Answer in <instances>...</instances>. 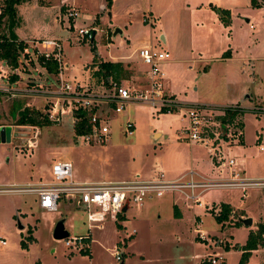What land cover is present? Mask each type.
<instances>
[{
	"label": "rangeland",
	"instance_id": "obj_1",
	"mask_svg": "<svg viewBox=\"0 0 264 264\" xmlns=\"http://www.w3.org/2000/svg\"><path fill=\"white\" fill-rule=\"evenodd\" d=\"M61 1L63 0L27 2L29 8H33L26 9L20 26L18 18L16 19L17 23L13 28L15 36L21 26L30 35L34 27L49 28L51 24H55L54 14ZM66 1L72 3V0ZM204 2L207 8L214 6L216 13L225 10L221 8L224 5H229L232 11H240L239 13H254L259 9L251 7L249 0ZM88 3V0H77L78 6H81L80 11L94 16L98 14V4L102 3L106 7L100 23L93 26L92 31H96L97 48L108 60L111 59L108 58L109 55L131 56L144 68L146 65L140 60L138 52L150 43L153 48L170 54L168 61L173 60L175 63L165 70L166 87L167 83H172V88L164 90L169 97L181 102L203 97L220 101L218 99L223 97L226 89V71L228 74L237 73L235 81L230 82L238 88L250 87V92L253 86L247 85L246 74L249 78H254L255 75V81L261 82L258 71L262 67L264 69V62L238 61L227 65L221 60L198 62L196 42L201 38L207 39L209 46L206 49L211 50L212 38L217 41V36L212 32L205 35L197 32L196 24L203 21L196 19L195 10L190 8L188 0H93L96 7H91L93 4L88 6ZM241 15L236 13L234 17H239L241 26L248 30L249 24L246 25L245 16ZM246 16L249 18L247 14ZM258 16L260 17L257 19L262 20V15ZM2 21L4 22V18ZM255 23L252 22L253 27L256 26ZM231 24L232 17L229 27ZM256 27L251 30L252 40L257 35ZM262 29L264 30V26ZM68 33V38H60L64 55L63 70L72 65L80 67L90 55V41L82 43L77 30L68 29ZM54 34V30L49 29L37 36L44 38ZM238 36L234 35L233 41L242 38ZM229 50L224 49L222 57L225 58L226 55H223ZM23 55L20 58L22 78H18L17 83L13 82L10 71L0 65V76L3 77L0 86L8 89H30L40 83L52 86L56 76L49 74L39 64L36 65L38 50L32 48L25 58ZM141 72L138 71L140 76ZM140 76L131 77L125 85L131 90L143 87L144 82ZM26 107L38 113L40 126L17 125L20 113ZM48 108L44 100L34 96L11 97L0 93V125L12 127L10 142L0 141L1 186L51 183V166L54 162L70 163L76 180L79 181L89 178L93 181H120L137 176L149 179L151 177L146 178V174H153L157 170V161L163 169H172L170 173L164 174L168 180H175L190 171L199 173L206 180L226 178L228 169L225 163L229 159H233L240 169L237 156L232 150L241 146L239 143L231 146L219 143L214 155H210L208 149L200 147L201 145L195 147L193 152L190 151L183 133L187 122L174 111L163 112L139 103L126 104L121 113L111 112L108 116V141L92 143L75 136L71 115H65L63 120L56 123L48 120L50 123L47 124L45 118L48 119ZM243 114L247 144L245 156L252 160L251 163L258 161L264 166V151H260L264 144L256 143L264 134V113L245 111ZM126 122L135 126L132 136L125 133ZM156 133L159 136L155 138ZM29 140L36 142V147L28 153L24 149H27ZM212 156L218 160L215 164ZM182 169L184 172L174 176ZM242 175L244 176L243 173ZM173 195L175 193L163 197L171 199ZM35 200L37 198L33 194H0V242L5 243H0V264H200L205 256L218 252L223 254L224 264H238L236 255H233L236 249L226 247L244 244L247 226H232L230 223L240 220L239 216L244 212H259L264 216V188H250L246 191L210 189L201 195V207L196 205L194 208H185L180 201L183 215L179 220L173 217L172 210H157V204L162 199L153 197L151 203H156L151 206L152 210L147 215L142 213L143 205L133 206L125 212L126 219L120 222L109 219L102 224L101 230H92L89 234L93 242L92 254L83 255L81 253L87 251V248L79 253L73 252L65 246V239L53 238V230L59 221H63L69 236L86 234L84 215L71 205L62 206L54 213L38 210L33 206ZM222 204H227L232 209L231 218L223 225L215 218L221 211ZM117 225H121V228ZM198 233L205 234L206 241L199 240ZM257 251L260 253H252L245 264H264V247H259ZM114 252L119 254L121 261H116Z\"/></svg>",
	"mask_w": 264,
	"mask_h": 264
},
{
	"label": "built area",
	"instance_id": "obj_2",
	"mask_svg": "<svg viewBox=\"0 0 264 264\" xmlns=\"http://www.w3.org/2000/svg\"><path fill=\"white\" fill-rule=\"evenodd\" d=\"M7 1L10 0L0 1V16L4 14ZM66 15L69 19H74L78 16V12L70 9ZM78 36L80 41L93 40L91 30L88 29H79ZM36 45H38L39 56L44 57L45 60H53L58 65V74L54 84L52 86L39 84L30 89H8L0 86V93L11 97L34 96L44 100L49 107L47 117L50 122H60L65 115H71L72 124L75 125L79 119L74 116V113L84 112L91 126V132L80 137L87 142L106 143L110 134L106 123L109 114L111 112L121 113L125 105L129 103L145 104L159 111L179 113L181 119L187 122L183 130L186 140L207 148L210 155L216 152L217 144L225 143L231 146L240 143L243 137V128L239 118L225 124L220 119L224 117L226 111L244 113L242 106L185 104L164 93L165 77L162 66L170 59V54L166 51H160L151 46L139 50V58L147 66L146 85L144 88L131 90L122 82L118 84L111 81L108 86L101 83L88 87L77 82L66 81L62 78L63 49L61 44L57 40L42 39ZM25 53H28L27 49L21 55ZM0 65L6 67L12 75L18 73V69L11 70L1 61ZM2 78L0 76L1 81ZM253 111L261 112L256 108H253ZM5 127L10 126L0 125V130ZM125 133L128 136L133 135L134 125L132 123L126 122ZM35 147L36 142L29 140L27 149L24 150L29 153ZM212 161L215 164L218 160L212 156ZM225 165L228 169V176L216 180H206L193 171L175 180H168L163 172L158 171L154 177L149 179H140L137 176L125 181L77 182L73 179L70 163L54 162L51 166L53 177L51 183H40L34 186L0 185V194H33L37 198L39 208L49 213L58 212L64 203L80 211L84 215L83 222L87 233L68 236L64 240L67 248L79 253L89 247L85 241L90 239V232L94 229L101 230L102 224L109 219L117 222L118 216L123 214L124 207L126 210L133 206L140 207L148 199L153 197L158 199L166 194L174 193L182 194L186 200L200 206V196L210 189L246 191L250 188H264V179L244 177L233 159H229ZM198 239L206 241L205 234L198 233ZM0 243L5 244L3 241ZM114 257L116 261L122 260L117 252H114ZM200 264H223V258L219 254H210L205 256Z\"/></svg>",
	"mask_w": 264,
	"mask_h": 264
},
{
	"label": "crops",
	"instance_id": "obj_3",
	"mask_svg": "<svg viewBox=\"0 0 264 264\" xmlns=\"http://www.w3.org/2000/svg\"><path fill=\"white\" fill-rule=\"evenodd\" d=\"M33 1L34 0H31V2H33ZM204 1L205 0H197V1L191 2L188 0L190 8L195 10L194 16L196 17V19H198L199 21H203L200 24H196V30L198 33H201L204 35L208 32H212L213 34L216 33L217 41L215 40V37H214L215 41H213V38L211 37L212 38L211 50L206 49V47L209 46V42L207 41V39L204 40L201 38V39H199V41L196 42L195 45L198 48L196 50L198 52V62L199 63H205L208 61L214 62L213 60H221L223 63H225L224 65L238 63V61H246V62L247 61H249V62H259L260 61V62H264V30L262 29V27L264 26L262 23V22H264V8L261 7L254 13L253 12H250V13L241 12L244 14V15H241V13H239L240 11H236V12H235V10L232 11V7H230L229 5H224L223 7H221L222 9L228 10L231 13L232 24L230 26L231 27V33H230V27H224L223 26V24L219 20V16H218L219 13H216V11L214 10V6L211 5L210 8H207L205 5L206 3ZM88 2H89L88 6H91V4H93V0H88ZM97 6H98L97 7L98 8V14H96L94 16L89 12L86 13V12L80 11L81 6H78L77 0H72V3L70 1L63 0V1H61L60 6L58 7L56 13L54 14V16L56 18L55 24H51V26H49V28H46L47 26H37L38 29H36L34 27L33 33H30V35H28L27 31L23 30L22 26H21L18 29L16 37L18 38L19 41L24 42L28 46L27 47L28 53L31 52L32 48H36L38 50V45H36V44L42 39L57 40L61 44L60 38H68V36H69L68 29L71 31L77 30V32L79 29L91 30V33L93 35V41L95 43L96 31H92V29H94L92 27L95 25H98L100 23L101 18H102V12H104L106 10L105 5L102 3L98 4ZM91 7H96V6H95V4H93ZM32 8L33 7L29 8L28 3L27 4L24 3V4L19 5L17 7L18 26H20V24L22 23L21 17H23L26 9L29 10ZM211 8H213V10H210ZM70 9L76 10L78 12V16L74 19L68 18L66 20L67 11ZM236 13L240 14L243 17L245 16L244 17L245 23H246V25L249 24L248 30H245L241 26V23L239 22V17H237V18L234 17V15ZM246 14L248 15L249 18H247ZM258 15H262L261 16L262 20L257 19L258 17H260ZM252 22L253 23L257 22V23H255V25L257 27L256 26L253 27ZM255 27L257 28V31H256L257 35H256L255 40H252L251 36H252L253 32H251V30H254ZM49 29H53L54 33H55L51 37L40 38L37 36V34L43 33L44 31H49ZM236 29H238V30L235 31ZM234 35L242 36V38H240V40L233 41ZM223 41H224V43H223ZM81 42L85 43L86 41H81ZM95 45L97 48L96 43H95ZM213 45H214V47H213ZM148 46L152 47L153 45H152V43H150V45H148ZM148 46H144V47H148ZM226 48H228L230 50L226 53L227 55L224 58V57H222L221 53ZM97 53H98L99 58L103 61L112 62V63H122L127 68V70L130 72L129 79L133 76H135V78H138L140 76L138 74V71H142L140 78L143 80L144 84H143V87H141V88L145 87L146 78H147L146 77V72H147L146 67L147 66L146 67L144 66V68H141L140 63L133 60L131 58V56L114 57L112 55H109L108 58H111V59L108 60L100 52V50L98 48H97ZM240 53H242V55H240ZM23 57L25 58V55ZM35 62H36V65L39 64L37 60ZM91 63H92V54L90 52V55L88 56V60L85 63H83L80 67L72 65L70 68H66L65 70H63L62 71V78L66 81L77 82L82 86H88V87L97 86V85L103 83L102 81H98L92 77V73H93V71L96 70V68H91ZM174 63L175 62L172 60L171 62L167 61L163 64L162 71L164 73L165 80H166V71H165L166 68L167 67L171 68L170 65H172V64L174 65ZM254 68H256L255 63H254ZM20 71H21V69L18 68V73L16 75H14V76H17L19 79L22 78L20 76ZM203 72H205V71H203ZM258 72H259L258 73L259 80H261V82L255 81L256 80L255 75H254V78L253 77L249 78L248 74H246L247 75V79H246L247 82L246 83H247V85L253 86L252 92H250L251 91L250 87L245 88V86H243V88H238L235 84L230 82V81H235L238 74L237 73H229L228 74L226 71L225 77H224L226 89L224 91L223 97L218 99L220 101H213L211 99H208L207 97H203L202 99L201 98L200 99H197V98L188 99V100L182 101V102L185 104H207V105H213V106H224V105H235L236 104V105L242 106L245 111H253V108H256V109H259L261 111V112L258 111V113H264V69H263V67L261 69H259ZM129 79L123 80L121 82L126 84L127 82H129ZM17 82L18 81H16L15 83H17ZM165 82L166 81H164V84L166 87ZM53 84H54V82H53ZM53 84H51V85H53ZM42 85H44V84H42ZM171 85H172L171 82H170V84L167 83V87L165 89L169 90L170 88H172ZM105 86H107V85H105ZM255 86H256V89H255ZM63 118L64 117H62V120H63ZM242 118H243V137L239 143V145H241V146L234 147L232 150H233L234 154L237 156V162H238L239 168L242 170V173L244 174V177L247 176L246 178L264 179V166L259 164L258 161L251 163L252 160H250L247 156H245L246 153H244V151L247 149V144H246V133H245V128H244V114H243ZM134 132H135V126H134ZM158 136H159V134H157V133L154 135L155 138ZM184 140H186V138H184ZM260 142H262L264 144V134L262 135V137H260L256 140V143H260ZM188 144H189L188 149L192 152L195 149V147L200 146L198 144H193V143H189V142H188ZM179 145L186 146V144H179ZM200 147H202V146H200ZM260 151H264L263 146L260 147ZM155 166H156L157 170H155L153 172V174L152 173L146 174V178L152 177L158 171H161L164 174H167V173H170V171L172 170L171 168H164L163 169V167L159 163V161H157L155 163ZM182 172H184L183 169L180 171H177V173L174 176H179ZM197 174H199V173H197ZM72 175H73L74 181H77V182H101V181H93L90 178L86 179V180H80V181L76 180V176L73 173V170H72ZM120 181H125V180H120ZM176 195L177 194L171 196V199H169V198L164 199L165 196L163 198H161L162 200L159 202V204H157V210H160L161 208H163V209L167 208V210H169V212H171V210H172L173 217L175 219L179 220L183 215L182 211H181L182 207L187 208L188 206H190V207L194 208L196 205L193 204L192 202L186 200L185 197L182 196V194H178V195L182 198V200L184 202L182 200H180L179 197H176ZM200 199H201V196H200ZM180 201L182 203V207H181V203H179ZM151 202H152L151 199H148V201L146 200V202L142 206V208H144V210H142V213L147 215L148 211L151 212V210H152L151 206H153V204L156 203V202H154V203H151ZM34 205H35L36 209L39 208L37 200H35L33 202V206ZM62 206H66V204L64 203L61 205V207ZM197 206H199V205H197ZM199 207H201V205ZM125 212H123V214H122L124 219H126L124 216ZM239 217H240V219L249 218L251 220V225L247 226V228H246V233H245V235H246L245 239L246 240H247V236L250 232H255L257 230V227L259 224H264V216L262 214H260L259 212L253 213V214H249V213L244 212L243 215H240ZM230 218H231V216H230ZM238 221H240V220H238ZM117 222H120V220L118 219ZM230 225L235 226L234 223H230ZM132 233H134V230L132 231ZM79 235H84V234H79ZM246 240H245V242H246ZM245 242H244V244H245ZM92 243L93 242L91 240L89 243V255L92 254L91 253ZM244 244H242V245H244ZM242 245H239V246H242ZM234 246L235 245H233L232 247H231V245H230V247L227 246V249H230V248L233 249ZM252 253L257 254V253H260V251L258 252L257 250H254V251H252ZM252 253H251V255H252ZM211 254H219L223 258V254H221L219 252L218 253H211ZM228 254H229V252L226 253V255H228ZM233 255H236L237 260L239 262L241 252L236 250L233 253ZM223 264H224V258H223Z\"/></svg>",
	"mask_w": 264,
	"mask_h": 264
},
{
	"label": "trees",
	"instance_id": "obj_4",
	"mask_svg": "<svg viewBox=\"0 0 264 264\" xmlns=\"http://www.w3.org/2000/svg\"><path fill=\"white\" fill-rule=\"evenodd\" d=\"M31 0H10L6 2V7L4 14L0 16V61L5 63L6 66L13 70L20 68V58L21 54L27 49V45L19 41L18 38L13 33V28L16 26L17 19V7L24 3L30 2ZM250 6L253 8H264V0H249ZM219 20L224 27H229L230 24V12L228 10H219ZM4 18V22L2 19ZM6 31H4L3 29ZM90 52L92 54V63L91 68H96L92 73V77L98 81H102L105 85L108 86L109 82L120 83L123 80H128L130 77V72L122 63H112L106 62L99 58L97 53V48L94 41H90ZM26 55V54H25ZM227 55L226 53L223 55ZM26 57V56H25ZM37 61L39 65L44 68L49 74L57 75L58 74V65L53 60H45L42 56H37ZM18 80L17 76H12V81L15 82ZM163 112H167L163 110ZM38 113L26 107L20 113V116L17 120V125L21 126H40V123L37 119ZM74 116L79 119V121L74 125L75 136L80 137L91 132V126L88 122L86 114L82 111H77L74 113ZM243 113L240 112H230L226 111L224 117L220 118L222 123L232 122L239 118L241 121V127L243 128ZM46 123H50L47 118H45ZM239 124V125H240ZM241 141V140H240ZM221 211L215 216L217 222L223 225L225 222L229 221V218L232 214V209L227 204H222ZM119 220H124L122 215L118 216ZM235 226L242 225L240 221H234ZM121 228L120 225H117ZM31 238V237H30ZM85 243L89 244L90 239H87ZM259 247H264V224H259L255 232H250L247 236V240L244 245L238 246L235 245L234 249L241 252V256L238 264H245L249 259L252 251L257 250ZM227 249V247H226ZM81 254H89V247L87 251L82 252Z\"/></svg>",
	"mask_w": 264,
	"mask_h": 264
},
{
	"label": "water",
	"instance_id": "obj_5",
	"mask_svg": "<svg viewBox=\"0 0 264 264\" xmlns=\"http://www.w3.org/2000/svg\"><path fill=\"white\" fill-rule=\"evenodd\" d=\"M11 131H12L11 127L2 128L0 130V141L4 143L5 142L9 143L11 139ZM125 211H126V207L123 208V212ZM240 222L245 226L251 225V220L249 218L240 219ZM20 228L22 227L20 226ZM68 236L69 235L64 227L63 221H59L53 230V238L55 240H63V239H66Z\"/></svg>",
	"mask_w": 264,
	"mask_h": 264
}]
</instances>
